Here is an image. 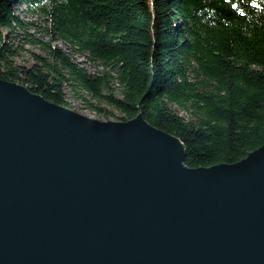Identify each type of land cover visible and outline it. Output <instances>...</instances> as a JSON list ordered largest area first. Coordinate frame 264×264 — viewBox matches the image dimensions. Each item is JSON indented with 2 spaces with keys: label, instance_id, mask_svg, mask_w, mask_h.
<instances>
[{
  "label": "water",
  "instance_id": "1",
  "mask_svg": "<svg viewBox=\"0 0 264 264\" xmlns=\"http://www.w3.org/2000/svg\"><path fill=\"white\" fill-rule=\"evenodd\" d=\"M185 157L141 112L100 120L0 78V264H264V143Z\"/></svg>",
  "mask_w": 264,
  "mask_h": 264
},
{
  "label": "trees",
  "instance_id": "2",
  "mask_svg": "<svg viewBox=\"0 0 264 264\" xmlns=\"http://www.w3.org/2000/svg\"><path fill=\"white\" fill-rule=\"evenodd\" d=\"M0 78L104 120L141 112L189 167L233 163L264 143V0H0Z\"/></svg>",
  "mask_w": 264,
  "mask_h": 264
},
{
  "label": "rangeland",
  "instance_id": "3",
  "mask_svg": "<svg viewBox=\"0 0 264 264\" xmlns=\"http://www.w3.org/2000/svg\"><path fill=\"white\" fill-rule=\"evenodd\" d=\"M21 9H22V7L19 8V11H21ZM19 13H20L21 16L25 17L22 12H19ZM37 24L39 25L38 27L42 26V24L39 23V22H37ZM30 32L36 33L35 30H30ZM37 35H39V34H37ZM56 44H57V46H59V47H61L63 49H66V46L62 42L57 41ZM25 47L27 49L33 51V52H38V49L33 48L32 46L26 45ZM74 58L77 59L78 61H84V58L83 57H80V56H76L75 55ZM27 59H29V57H27ZM85 65L87 66V68L90 71H94V67H92V66H90L88 64H85ZM68 99H69V102L71 103V106L74 107V110H76L77 112H79L81 114H84L86 116H89V117H93V118H97V119H102V118L98 117L95 113H93V112L85 109L84 106H83V104H81L80 101H76V100L70 98L69 96H68ZM115 114L117 115L116 112H115ZM102 120H104V119H102ZM110 120H113V119H110Z\"/></svg>",
  "mask_w": 264,
  "mask_h": 264
}]
</instances>
